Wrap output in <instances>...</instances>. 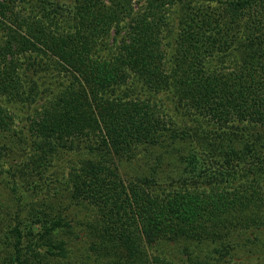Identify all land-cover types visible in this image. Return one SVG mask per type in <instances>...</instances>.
<instances>
[{
    "label": "trees",
    "instance_id": "16d2710c",
    "mask_svg": "<svg viewBox=\"0 0 264 264\" xmlns=\"http://www.w3.org/2000/svg\"><path fill=\"white\" fill-rule=\"evenodd\" d=\"M8 171L0 264L264 261V0H0Z\"/></svg>",
    "mask_w": 264,
    "mask_h": 264
},
{
    "label": "rangeland",
    "instance_id": "374dc122",
    "mask_svg": "<svg viewBox=\"0 0 264 264\" xmlns=\"http://www.w3.org/2000/svg\"><path fill=\"white\" fill-rule=\"evenodd\" d=\"M14 165H16L19 162V159L15 160ZM50 166V163H48ZM54 165L56 166V169L58 170V173L60 176V179H62V174H66V179L68 180V174L74 170V161L71 159L66 162L65 159L63 160H55ZM8 167L5 166L4 169H7ZM7 171V170H6ZM15 175V174H14ZM27 177H15L12 176V172L4 173L0 175V200L3 201V204L6 205L7 209L5 210L6 216H4V222L7 223H13L14 224V212L16 211V208H18V205H21L23 208V213L21 214V219L25 221V217H27L33 209H42L44 203H48L51 200L53 201V197H55V194H57L54 190H51L46 187V185L43 184V179L37 177L38 185L33 190V180ZM50 181V179H48ZM64 181V180H63ZM32 182V184H31ZM71 189V187H70ZM71 194L70 192H67L65 195L66 201H70L71 203L66 202L64 204L63 202H60L58 204V210L62 211L65 214H70V218L74 219V212H73V205L71 200ZM57 197V196H56ZM84 216L83 213L80 214V216ZM98 215L97 207H95V210L92 209L91 217L92 219H95ZM69 231H74V223L73 228L67 229ZM68 241H74V236L72 234H66ZM64 238V237H63ZM241 259L243 257H240ZM257 261H251L247 264H253ZM259 264H264V261H258Z\"/></svg>",
    "mask_w": 264,
    "mask_h": 264
}]
</instances>
